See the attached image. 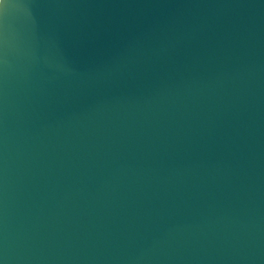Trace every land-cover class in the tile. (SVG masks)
<instances>
[{
  "label": "water",
  "instance_id": "water-1",
  "mask_svg": "<svg viewBox=\"0 0 264 264\" xmlns=\"http://www.w3.org/2000/svg\"><path fill=\"white\" fill-rule=\"evenodd\" d=\"M0 264H264V0H0Z\"/></svg>",
  "mask_w": 264,
  "mask_h": 264
}]
</instances>
